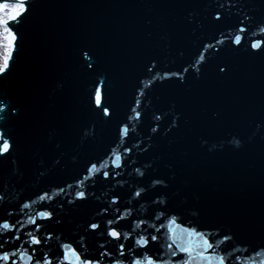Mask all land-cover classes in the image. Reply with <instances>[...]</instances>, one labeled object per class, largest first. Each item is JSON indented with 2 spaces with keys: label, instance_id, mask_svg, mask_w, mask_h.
Instances as JSON below:
<instances>
[{
  "label": "snow or ice",
  "instance_id": "6c2138e0",
  "mask_svg": "<svg viewBox=\"0 0 264 264\" xmlns=\"http://www.w3.org/2000/svg\"><path fill=\"white\" fill-rule=\"evenodd\" d=\"M170 2L184 7L199 0ZM205 2V9H193L183 17L181 36L175 39L194 37L199 46L186 60L184 49H176L183 60L178 69L166 67L153 50L149 19L146 46L135 56L139 74L123 108L111 98L114 85L108 77L94 81L87 100L91 118L82 124L73 119L76 136L71 150L55 145L52 166L36 170L45 178L71 165L78 168L71 180L31 191L19 183H5V164L14 175L24 174L18 131L23 108L11 93L0 94V264H264V186L258 215L242 201L217 206L207 215L196 207L187 218L171 205L175 198L189 203L190 194L197 204L201 200L192 189L204 186L207 178L202 180L195 163H187L190 153L183 142L194 129L178 104L206 110V97H180L159 108L154 103L160 99L157 89L187 90L192 83H206L210 90L215 84L243 81L247 70L227 53L243 54L246 61L264 60V18L247 11L245 0ZM33 9L34 0H0V85L13 75L23 46L20 28ZM233 18L235 23H226ZM206 26L215 31L210 39H201ZM161 31L165 35L159 39H167L170 58L174 38L167 29ZM78 63L95 72L98 56L82 48ZM260 72L264 84V64ZM220 118V112L212 115ZM254 123L264 135V86ZM106 126L114 127L108 142L99 151L90 150L102 140ZM230 140L241 146L240 139ZM260 169L264 176V151ZM89 206L85 219L73 220L74 213ZM68 223L73 228L66 234Z\"/></svg>",
  "mask_w": 264,
  "mask_h": 264
},
{
  "label": "water",
  "instance_id": "95a60500",
  "mask_svg": "<svg viewBox=\"0 0 264 264\" xmlns=\"http://www.w3.org/2000/svg\"><path fill=\"white\" fill-rule=\"evenodd\" d=\"M245 3L247 11L264 18V0H245ZM205 8V0L184 7H175L170 0H34L32 15L20 28L23 46L13 75L0 85V94L11 93L23 108L18 131L22 139L24 174L22 177L14 175V169L10 172L5 164V183H19L31 191L38 185L71 180L78 171L71 165L45 178H40L36 170L52 166V158L57 153L55 145L71 150L76 136L73 119L82 124L91 118L87 100L94 81L108 77L114 85L111 98L123 108L139 74L135 56L138 49L146 46L145 21L153 22V50L166 67L175 70L199 46L194 37L175 39L181 36L183 17L193 9L199 12ZM235 22L233 18L226 23ZM162 28L174 38L170 58L165 51L167 39H159L165 35ZM214 31L206 26L201 39H210ZM82 48L96 52L95 72L89 73L78 63ZM177 48L184 49L183 60L176 55ZM226 56L245 67L247 76L243 81L215 84L210 90L206 83H192L187 90L159 88L160 99L154 101L157 107L167 108L180 97H206V110L178 104V111H185L194 129L186 133L187 140L183 142V149L190 153L187 163H195L202 180L207 178L204 186L198 184L192 189L193 193L201 195L199 204L191 194L187 204L180 198L171 201L172 207L184 211L186 218L196 207L207 215L217 206L232 201H242L254 214L259 213L264 186L260 169L264 135L254 121L261 110L264 84L260 68L264 60L246 61L243 54L227 53ZM215 112L221 113L220 119H212ZM112 132L114 127L106 126L102 140L90 150H101ZM230 137L240 139L241 146L237 148ZM201 138L206 141L203 147ZM90 211L91 206L74 213L73 220L82 221ZM72 228L73 223L64 225L65 233Z\"/></svg>",
  "mask_w": 264,
  "mask_h": 264
}]
</instances>
